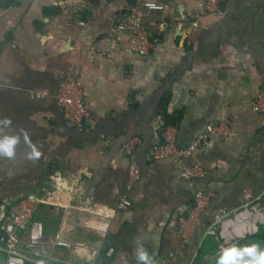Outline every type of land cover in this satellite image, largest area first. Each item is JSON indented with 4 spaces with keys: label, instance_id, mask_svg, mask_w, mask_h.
<instances>
[{
    "label": "crops",
    "instance_id": "crops-1",
    "mask_svg": "<svg viewBox=\"0 0 264 264\" xmlns=\"http://www.w3.org/2000/svg\"><path fill=\"white\" fill-rule=\"evenodd\" d=\"M142 1L163 6L144 20L148 55L120 45L110 59L93 57V47L109 48L117 14ZM198 1L0 0V140L16 137L13 154H0V200L49 187L53 176L60 206L131 201L104 239L88 235L91 244L101 242L93 260L56 249L52 264H143L135 258L139 245L151 264H164L171 253L174 264H217L222 248L264 247V115L250 109L264 93V0H225L194 17ZM73 67L95 121L91 130L66 127L55 103L58 78ZM37 89L49 96L33 99ZM162 111L181 119L164 129ZM211 124L226 125L232 137L213 139L185 160L203 177L185 180L171 159L148 162L149 148L163 139L161 127L186 149ZM134 137L141 173L130 185L120 149ZM246 189L263 196L256 208H243ZM198 191L212 194L211 207L185 245L178 219ZM49 209L42 218L53 233L61 208ZM223 210L230 215L217 237L207 235Z\"/></svg>",
    "mask_w": 264,
    "mask_h": 264
},
{
    "label": "built area",
    "instance_id": "built-area-1",
    "mask_svg": "<svg viewBox=\"0 0 264 264\" xmlns=\"http://www.w3.org/2000/svg\"><path fill=\"white\" fill-rule=\"evenodd\" d=\"M106 4L110 0H97ZM225 0H200L197 3V13L201 17L218 10ZM163 6L154 1H142L128 6L117 14L111 44L109 48H96L90 54L110 59L115 51L121 48L138 57H145L152 48L149 33L144 20L146 16L162 12ZM33 99L40 100L49 96L47 89H37L30 93ZM55 103L64 125L77 131L91 130L95 127L92 114L84 103L83 87L79 80L78 67L71 68L60 76L55 90ZM251 112L254 115H264V93H259L251 102ZM162 130L161 140L154 142L149 148L147 160L151 164L173 160L181 176L192 181L204 176L197 167H190L184 162L191 158L202 147L213 139L228 140L232 133L224 124H211L205 131L197 134L186 149L178 148L174 137H168ZM139 141L129 139L120 149L122 156L128 160L129 183L133 185L140 178V167L135 161L134 152ZM53 176L48 181L49 187H42L37 192L27 195L7 196L0 200V250L4 252V264H52V253L56 249H65L72 255L93 260L99 251L100 243L89 241L88 235L98 234L104 239L110 231L113 220L121 210L131 207V201L123 197L116 206L87 202L79 205L60 206V188L55 187ZM210 192L198 191L194 201L185 215L178 219V232L186 245L190 242L194 229L200 225L201 216L210 211ZM243 208H256L263 200L250 189L243 193ZM52 210L61 208L58 212L59 221L53 233H47L43 214L50 215ZM230 215L229 211H221L215 222L206 226L207 235L217 237L218 226ZM46 217V216H45ZM84 237V238H83ZM176 253H171L164 264H174ZM60 264V262H58Z\"/></svg>",
    "mask_w": 264,
    "mask_h": 264
},
{
    "label": "clouds",
    "instance_id": "clouds-1",
    "mask_svg": "<svg viewBox=\"0 0 264 264\" xmlns=\"http://www.w3.org/2000/svg\"><path fill=\"white\" fill-rule=\"evenodd\" d=\"M8 123L7 119L4 121ZM25 139H27L25 137ZM16 143V137L5 136L0 140V154L11 156L13 154V145ZM33 157L38 156L39 152L33 150L31 153ZM136 261H142L143 264H151L149 257L143 245H139L135 249ZM123 264H128V261L123 260ZM217 264H264V247H260L257 243H250L248 245L238 247L235 245L227 248H222L217 257Z\"/></svg>",
    "mask_w": 264,
    "mask_h": 264
},
{
    "label": "trees",
    "instance_id": "trees-1",
    "mask_svg": "<svg viewBox=\"0 0 264 264\" xmlns=\"http://www.w3.org/2000/svg\"><path fill=\"white\" fill-rule=\"evenodd\" d=\"M166 102H167V98L165 97V98L162 99L161 103H163V106H164V104H166ZM164 112L165 111L161 112L162 115H163V119H164V127H163L164 129H166L167 126L170 125V123H175V122L177 123L178 119H181V114H179V115H169L166 112L165 113ZM174 120H175V122H174Z\"/></svg>",
    "mask_w": 264,
    "mask_h": 264
},
{
    "label": "water",
    "instance_id": "water-1",
    "mask_svg": "<svg viewBox=\"0 0 264 264\" xmlns=\"http://www.w3.org/2000/svg\"><path fill=\"white\" fill-rule=\"evenodd\" d=\"M50 208H52V207L50 206ZM55 221H56V223L59 221V216L56 217Z\"/></svg>",
    "mask_w": 264,
    "mask_h": 264
}]
</instances>
